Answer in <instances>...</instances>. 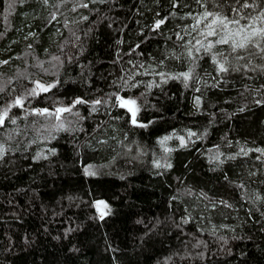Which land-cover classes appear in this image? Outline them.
<instances>
[{
  "label": "trees",
  "instance_id": "trees-1",
  "mask_svg": "<svg viewBox=\"0 0 264 264\" xmlns=\"http://www.w3.org/2000/svg\"><path fill=\"white\" fill-rule=\"evenodd\" d=\"M206 11L264 0H0V264H264V40Z\"/></svg>",
  "mask_w": 264,
  "mask_h": 264
},
{
  "label": "snow or ice",
  "instance_id": "snow-or-ice-1",
  "mask_svg": "<svg viewBox=\"0 0 264 264\" xmlns=\"http://www.w3.org/2000/svg\"><path fill=\"white\" fill-rule=\"evenodd\" d=\"M84 7H87V5H83ZM244 7H248V4L243 5ZM210 18V19H209ZM203 19L207 20L208 23L206 24L207 31L203 32L202 35L205 37H214L217 36L219 33L223 32L224 35L221 36V38L216 41L219 44H229L230 47L235 51L237 49H246L249 45H253L256 47H259V41L264 40V12H261L260 15L256 18L251 19L250 23L241 25L239 19H229L226 16H222L220 14H214L213 12H205L203 14ZM240 19H244L241 17ZM201 21H197L199 24ZM164 21H157L155 27L159 28L161 24H163ZM235 25V29H233L231 26ZM239 37V39H237ZM197 43H200L197 41ZM212 43H209L207 45V48L210 50L212 48ZM220 71H226L225 67L223 64L220 66ZM183 78L185 80H188L190 78V73H183L182 74ZM37 88L47 91L48 88L45 87L42 84H39L37 82ZM32 94L35 95L36 89L32 90ZM75 103H84L82 100H77ZM95 103L99 104L100 101H96ZM16 105L22 106V101L17 99L16 100ZM74 106V105H73ZM120 106L127 108V110L131 113V120L133 124H137L136 116L138 112V108L136 106V101L135 100H125L121 99L120 100ZM45 113L47 110H43ZM71 111L70 108H58L56 109V112L54 115H57V118H59L58 114L63 113V112H68ZM8 113L5 111L3 115H0V125L4 123V119L7 117ZM15 121H13L14 123ZM143 126V125H139ZM181 142L183 143V139L181 138ZM262 151V154H264V150ZM170 166V165H169ZM86 172H88L89 175H94V172L88 171L86 169ZM103 206V208H107L108 206L104 204L103 201L98 202L97 208L99 209ZM106 213L103 211L101 212V218Z\"/></svg>",
  "mask_w": 264,
  "mask_h": 264
},
{
  "label": "rangeland",
  "instance_id": "rangeland-1",
  "mask_svg": "<svg viewBox=\"0 0 264 264\" xmlns=\"http://www.w3.org/2000/svg\"><path fill=\"white\" fill-rule=\"evenodd\" d=\"M45 87H47L48 89H49V86H45ZM125 100H134V99H125ZM136 106H137V108H138V112H137V116H136V120H137V124H134V125H137V126H139V125H141V123L138 121V113H139V106H138V103L136 102ZM123 108H125V107H123ZM126 110H127V108H125ZM36 111H38L37 113H40L41 115H46L49 119H50V124L52 125V127L55 129V126L57 127V128H60L61 126H63L64 125V119L62 118V116H63V113H59L58 114V116H59V118H57V115H54V113L56 112V110H54L53 112H43V113H41L39 110H36ZM128 111V110H127ZM129 112V111H128ZM130 113V112H129ZM130 116H131V113H130ZM5 120V119H4ZM132 121V120H131ZM133 124V123H132ZM4 126V123L2 124V126L1 127H3ZM50 152H48V150L46 149V148H44V149H42L39 153H38V155H37V158L38 159H40V158H47V157H49L50 156Z\"/></svg>",
  "mask_w": 264,
  "mask_h": 264
},
{
  "label": "water",
  "instance_id": "water-1",
  "mask_svg": "<svg viewBox=\"0 0 264 264\" xmlns=\"http://www.w3.org/2000/svg\"><path fill=\"white\" fill-rule=\"evenodd\" d=\"M35 112H36V111H35ZM40 112H41V113H43L44 111H43V110H41ZM1 126H2V125H0V128H1Z\"/></svg>",
  "mask_w": 264,
  "mask_h": 264
}]
</instances>
